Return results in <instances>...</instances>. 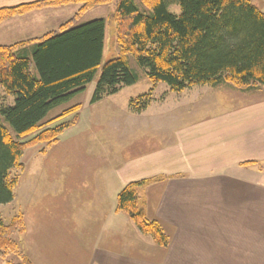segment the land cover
<instances>
[{
	"label": "crops",
	"instance_id": "crops-1",
	"mask_svg": "<svg viewBox=\"0 0 264 264\" xmlns=\"http://www.w3.org/2000/svg\"><path fill=\"white\" fill-rule=\"evenodd\" d=\"M33 1L0 0V8ZM252 2L264 12V0ZM81 7L69 3L15 16L0 24V45L58 31ZM104 8L110 4L92 7L75 25L106 19ZM160 86L140 112L132 110V98L119 114L92 110L88 152L98 162L89 165L87 189L71 196L68 226L57 228L77 243L62 247L41 227L47 241L40 242L39 262L23 252L34 264H255L256 226L264 233V86L158 92ZM122 89L91 105L99 108ZM141 180H150L141 189L145 212L169 234L167 247L118 209L121 190Z\"/></svg>",
	"mask_w": 264,
	"mask_h": 264
},
{
	"label": "trees",
	"instance_id": "trees-1",
	"mask_svg": "<svg viewBox=\"0 0 264 264\" xmlns=\"http://www.w3.org/2000/svg\"><path fill=\"white\" fill-rule=\"evenodd\" d=\"M116 0H37L0 8V24L19 15L47 7L81 3L76 15L58 31L28 41L0 45V89L14 97L1 105L0 115L18 137L38 129V134L16 139L0 119V205L14 199L19 182L12 170L21 168L27 147L51 145L77 119L56 126L50 123L79 110V105L43 121L49 111L83 91L102 64L106 20L98 18L75 25L90 8ZM118 0L114 11L116 41L121 52L132 54L146 69L151 82L148 92L132 98L133 111L144 110L160 84L181 92L195 85L228 84L241 91L264 86V12L252 0H178L181 13L169 10L168 0ZM36 70V73L34 72ZM138 81L124 57L107 60L92 103L118 93ZM1 91V90H0ZM254 163V162H251ZM150 180L128 183L118 195V209L129 214L144 234L161 247L170 243L161 223L145 212L141 189ZM23 216L5 223L0 216V257L19 254L20 264H34L13 238L25 231ZM8 261L7 264H11Z\"/></svg>",
	"mask_w": 264,
	"mask_h": 264
},
{
	"label": "rangeland",
	"instance_id": "rangeland-1",
	"mask_svg": "<svg viewBox=\"0 0 264 264\" xmlns=\"http://www.w3.org/2000/svg\"><path fill=\"white\" fill-rule=\"evenodd\" d=\"M168 1L170 4L169 10L180 14L181 7L178 5V0ZM136 2L142 6L141 0H136ZM117 3L118 0L109 3V10L108 8H104L103 12H101L106 18L105 50L102 64L97 70L93 81L87 85L85 90L75 93L69 100L51 109L43 120H50L60 115L64 110L79 105L78 111L61 117L50 123L49 126L53 127L73 119H77V121L65 129L56 143L48 145L40 142L26 148L21 158L23 166L12 170L13 176L19 179L14 191V199L9 203L0 205V216L5 223H10L15 216L20 214L25 218L28 227L27 234L23 235L25 231L23 233H16L13 235V238L20 245L21 252H27L37 262H39L40 257V242L44 241L46 243L47 241L46 233L53 236L51 241L62 245V247H71V242H73L66 231L60 232L57 231V228H66L68 226L71 213L74 211L71 205V196L82 194L87 189L85 182L90 177L89 165L98 162V159L93 156L95 154L88 152L89 133L93 131L91 130L90 122L92 110L96 109V113L112 112L119 114L124 111L125 107H128L130 98H137L145 94L151 87L146 69L138 63L135 56L132 54L124 55L118 47L116 41V22L113 16ZM78 18L74 20V24ZM117 57H124L129 69L137 76L138 81L132 86H124L117 96L110 98L113 101L105 98L98 104L99 108L97 106L93 108L91 104L101 75L102 66L107 60ZM34 72L36 73L35 69ZM160 85L162 86L158 88V92L168 87L165 83ZM0 90V106L13 104L14 97L12 95L9 96L2 88ZM0 119L14 137L22 141L32 138L41 130L38 129L27 136L18 137L7 120L1 115ZM41 193H45L44 202L38 200L27 204L24 200L28 195L36 196L35 199H38ZM56 196H59L58 198L61 201ZM81 200H83L82 197ZM41 227H44L43 230L46 233L40 234ZM52 228L55 229L53 230ZM48 238L50 237L48 236ZM74 242L77 243L76 241ZM263 243V230L256 226L257 249L255 264H264ZM59 253L61 257H66L63 252ZM79 258H83L82 251L79 253ZM8 261H11V264H20L22 262L17 253L9 254L6 258L0 257V264H7ZM176 262L180 263L181 260H177Z\"/></svg>",
	"mask_w": 264,
	"mask_h": 264
}]
</instances>
